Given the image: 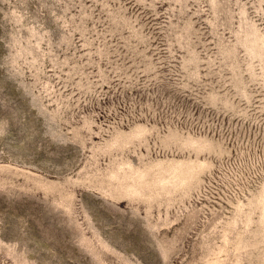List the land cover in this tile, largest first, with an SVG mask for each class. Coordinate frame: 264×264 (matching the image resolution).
<instances>
[{"label":"rangeland","instance_id":"374dc122","mask_svg":"<svg viewBox=\"0 0 264 264\" xmlns=\"http://www.w3.org/2000/svg\"><path fill=\"white\" fill-rule=\"evenodd\" d=\"M0 264H264V0H0Z\"/></svg>","mask_w":264,"mask_h":264}]
</instances>
